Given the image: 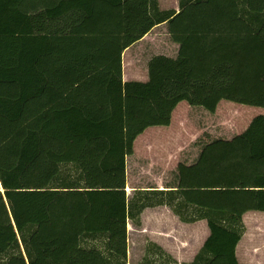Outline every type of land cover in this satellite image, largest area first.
<instances>
[{
  "label": "trees",
  "instance_id": "16d2710c",
  "mask_svg": "<svg viewBox=\"0 0 264 264\" xmlns=\"http://www.w3.org/2000/svg\"><path fill=\"white\" fill-rule=\"evenodd\" d=\"M0 0V264H128V221L166 205L210 234L185 264H240L264 212V113L203 145L169 189L127 194V156L181 101L264 108V0ZM167 23L176 56L123 79L125 49ZM141 264H179L156 242Z\"/></svg>",
  "mask_w": 264,
  "mask_h": 264
},
{
  "label": "rangeland",
  "instance_id": "374dc122",
  "mask_svg": "<svg viewBox=\"0 0 264 264\" xmlns=\"http://www.w3.org/2000/svg\"><path fill=\"white\" fill-rule=\"evenodd\" d=\"M179 3L180 0H159L162 10H179ZM178 50L168 24H159L148 39L128 50L122 61L128 70L135 72L130 80L146 81V66L151 57L176 56ZM175 109L168 127H151L134 142V151L127 156L131 186L145 189L172 185L177 180L179 165L194 163L204 144L216 139H233L248 128L255 116L264 113L263 107L229 100H222L215 112L187 101H181ZM133 194L132 191L129 196ZM161 212L155 217L146 216L140 228L130 222L128 264H141L147 255H153L150 243L158 242L150 237L153 233L163 237L164 245L160 246L179 264L192 262L210 234L206 220L185 223L170 207ZM243 220L246 231L237 246L238 260L240 264H264V212L248 211Z\"/></svg>",
  "mask_w": 264,
  "mask_h": 264
},
{
  "label": "crops",
  "instance_id": "0c3cea01",
  "mask_svg": "<svg viewBox=\"0 0 264 264\" xmlns=\"http://www.w3.org/2000/svg\"><path fill=\"white\" fill-rule=\"evenodd\" d=\"M163 24H166V23H162V24H160V25H163ZM159 25H157V26H155V27H158ZM155 27L152 29V30H154L155 29ZM151 30V31H152ZM150 31V32H151ZM150 32L149 33H147L141 40H139V41H137L136 43H139V42H142L144 39L146 40V39H148V37H150ZM136 43H134L133 45H131L130 47H128L127 49H125V51L123 52V57L125 56V54H126V52L128 51V50H130L134 45H136ZM179 45V44H178ZM151 59V58H150ZM149 59V60H150ZM123 62V61H122ZM149 62V61H148ZM146 70H147V77H148V64H147V66H146ZM131 74H135V72L134 71H130V69L128 70V68L125 66V65H123V79L125 80V81H129L133 76L131 75ZM136 78V77H135ZM134 80H138V78L137 79H134ZM145 81V80H144ZM180 104V103H179ZM179 104H178V106H179ZM176 110V109H175ZM151 127H155V129H158V128H164V127H168V126H151ZM151 127H149V128H151ZM149 128H147L142 134H140L138 137H137V139L136 140H138V138L139 137H141V136H143L144 135V133H146L147 131H148V129ZM135 140V141H136ZM126 171H127V166H126ZM128 172V171H127ZM128 175V174H127ZM170 185H167V186H163V185H161V187L160 188H158V187H155V186H153V187H148V188H145V189H160V190H166V189H169L170 187H169ZM142 188H135L134 186H131L130 185V181H129V178H128V176H127V188H126V190H127V193H128V195H131V192L133 191H135V190H141ZM131 191V192H130ZM168 207L166 206V205H160V206H156V207H147L143 212H142V214H141V225H136V224H134V223H132V221L131 220H129L128 221V228L130 229V227L129 226H131V223L133 224V226H135L136 228H140L139 226H142L143 224H145V218H146V216H148V215H152L151 217H155V216H157V215H159V214H161L162 212L161 211H163L164 209H167ZM179 219V218H178ZM203 220H206V219H203ZM180 221V220H179ZM207 221V220H206ZM131 222V223H130ZM186 223V222H185ZM142 231H144L143 229H142ZM154 241L156 240V241H158V242H156V243H158L159 245H161L162 246V244H163V237H161V236H158V235H156V234H151V236H150ZM128 238H129V231H128ZM161 243V244H160ZM164 245V244H163Z\"/></svg>",
  "mask_w": 264,
  "mask_h": 264
}]
</instances>
